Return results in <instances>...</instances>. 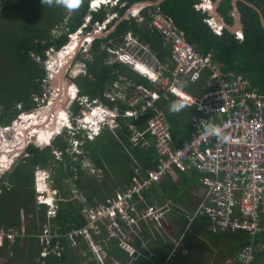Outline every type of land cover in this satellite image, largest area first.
I'll use <instances>...</instances> for the list:
<instances>
[{"label":"trees","instance_id":"1","mask_svg":"<svg viewBox=\"0 0 264 264\" xmlns=\"http://www.w3.org/2000/svg\"><path fill=\"white\" fill-rule=\"evenodd\" d=\"M122 1H127V4L122 8L119 6L115 7L114 10H117L115 12H117L118 16L109 24V27L125 13L130 5L142 0ZM249 1L255 3L264 13V0ZM201 2L202 0H163L159 8L172 20L176 28L185 32L187 39L196 48L205 54L211 53L213 59L221 63L224 70L231 69L244 74L258 88V91L264 95V27L262 26L259 13L248 4L242 1L238 2L244 24L243 38L240 39L226 28L222 30L221 34L216 33L206 21L209 17L208 12L195 6ZM89 5L90 0H82V4L77 9L70 10L63 6L42 4L41 0H0V125H10L22 112L35 109L41 105L38 100L42 90L45 88L44 78L47 71L44 67V61L48 59L49 52L60 50L69 42L70 35L76 33L78 29L83 27V30H88L93 28L95 23L104 21L110 8L106 9L105 6H102L97 10L90 11ZM89 12L91 13V19L87 25L83 26L85 17ZM146 12L147 8L141 11L140 16L144 17L142 21L139 20V16L123 19L106 37L94 39L90 57L83 59L86 64L85 73H81L73 79L78 86L80 95H87L91 99L99 98L109 107L117 106L123 112L129 107L127 103L120 99L114 101L106 96L108 88L111 89L112 84L120 79V76H124L127 81H132L135 84H143L153 88L149 80L141 76L128 64L109 62L110 51L108 47L121 46L128 32L133 33L141 43L148 45L150 51L161 63L173 67V64L169 61L170 45L166 43L157 29L154 30L149 26V18ZM218 12L227 23H233L232 0L221 1ZM9 58L13 60V63L9 61ZM204 85V78L196 82L181 78L178 83L179 87L196 96L203 92ZM157 89L160 93L158 103L167 105V119H171V116H169L171 114L169 110L171 104L167 103L165 95L167 94V98H170V100H173L175 95L169 92L166 93L161 88ZM81 108V104L77 101H74L71 107L74 115H78ZM145 112V117H148L153 111L147 110ZM145 117L141 118L145 119ZM131 121L134 124L139 123V120ZM120 122L119 132L123 140L126 141H124L126 146L127 144L131 146L129 142L131 132L128 123H125L122 119H120ZM189 128L191 129V124ZM174 129L175 127H170L173 135H175ZM102 132L106 131L103 130ZM65 135H67V131L63 135H58L52 140L51 144L45 147L30 143L26 150L28 156L22 157L12 170L4 174L5 178L3 179L8 182V185H4L0 181V226L7 228L20 227L22 225V212L30 216V226L36 230L38 229V222L46 219L44 211H36L35 170L37 167L47 168L53 160L58 162L57 180L54 181V186L59 187L61 190L66 189L64 196L67 193L69 194L68 183H65V179L69 176L75 180L77 188L84 189L88 181L74 178V171L71 166L76 161L73 160V155L68 150L69 141L64 139ZM99 136L96 138H99ZM117 138L120 137L118 136ZM117 141L114 136L108 137L106 135L104 140L99 141V143L92 146L89 145L92 149L93 158L98 165H103L102 160L104 158L108 159L110 155L108 146L115 144ZM89 142L87 141L84 147ZM52 149L61 151L63 159H57L52 153ZM117 149L118 162L122 166L116 167L113 162L110 167L113 171L114 167L116 168L119 182L116 184L112 178L114 182L112 184L108 180V182L106 181L107 178L103 179L105 182L103 183L104 188H114L113 190L109 189L107 192H101L98 181V185L93 187L94 193H98V198L87 194L88 197L83 202L68 197L59 201L58 213L53 220L60 226L61 232H68L87 224L88 221L82 213L84 202L89 203V205L108 204L107 199L115 194L117 190L126 189L136 173L132 163L133 160H135V167L138 165L140 167L141 178L145 177L146 168L156 166L154 156L157 159V153L154 147L151 149L135 146L131 149L133 152L130 154L127 153L124 147L122 150L119 147ZM171 169V174L173 175L177 172L186 173V170L195 168L173 166ZM108 170V168L105 169L106 174ZM163 178L164 176L151 189H144L141 196H136L139 210L147 205L169 203V200H166L168 194L160 192ZM123 181L127 184L123 187H118ZM91 182L95 181L91 180ZM156 199H158L157 203L155 202ZM262 223L264 224V216L262 217ZM123 227L127 233H131V230L134 229V226ZM240 233L241 242H237L238 245L235 250L241 249L251 241L247 232L240 230ZM62 239L63 253L61 256L48 255L47 257H41L42 247L38 238L33 235L26 236L22 244L20 239L11 246H7L6 243L5 250L2 251V247L0 248V256L4 257L8 264H103L96 259L85 263L81 251L76 252L72 248V242L67 234ZM116 240L118 239L113 238L102 243L108 251L105 264H115L114 257H118L123 262L132 258L125 252L122 258L115 254L121 249ZM144 240L146 243H143L140 252L145 253L148 257L136 252V258H134L136 264L139 261H144V259L153 261L154 252L150 249L147 240ZM78 241L81 243V248L89 252L86 239L80 236ZM256 241L260 245L257 247L254 263L264 264V231L259 233ZM175 250L176 248L162 255L159 263L169 264L176 256ZM121 264L124 263L121 262ZM239 264H241V260Z\"/></svg>","mask_w":264,"mask_h":264},{"label":"built area","instance_id":"2","mask_svg":"<svg viewBox=\"0 0 264 264\" xmlns=\"http://www.w3.org/2000/svg\"><path fill=\"white\" fill-rule=\"evenodd\" d=\"M107 1L92 0L91 6L94 8ZM203 2L195 6L205 11L209 4ZM146 13L149 26L157 29L170 45L169 61L173 67L161 63L149 46L141 43L131 32L125 35L121 46L109 47V51L115 54L112 61L138 60L135 65L153 86L150 88L127 81L122 98L129 106L124 115L131 116L134 120L145 117L147 110L153 111L150 116L145 117V129L129 123V142L131 147L141 148L153 144L157 153L156 166L147 168L145 177L141 178L140 167H135L133 160L136 173L130 185L124 190H117L107 199L108 204L89 205L84 202L82 213L87 224L68 232H61L60 226L53 220L58 213L59 201L62 200L60 190L54 186L53 180L49 182V177V185L40 182L43 177L36 179V206L38 210L43 208L47 217L41 230L34 235L42 247L40 256H61L62 238L67 234L72 248L76 252L81 251L85 263L96 259L105 264L108 252L102 243L113 238L125 241L121 246L131 255L138 252L148 257L126 242L129 236L123 226H134L135 229L140 220L147 218L154 220L157 227L162 226V219L171 210L170 203L147 205L139 210L136 196H141L144 189H151L173 166H177L194 167L204 176L205 192L189 225L195 216H203L209 219L210 229L214 232H247L251 241L240 251L241 264H255V253L260 245L256 239L264 231V95L244 74L231 69L224 70L211 53L205 54L196 48L187 39L185 32L176 28L172 20L160 10L159 5L149 6ZM138 16L140 21L144 19L140 14ZM209 19L210 17L206 21L210 25ZM213 30L218 34L222 32L215 27ZM237 36L243 38L242 34ZM135 46L145 48L147 60H139L134 54L126 52L125 49L131 50ZM137 48L141 52L142 49ZM181 78L192 82L204 78L203 92L196 96L179 87ZM121 80L125 78L121 77L116 81L115 87L120 86ZM157 88L175 94L194 106L188 141L181 144L174 140L166 111L158 104L160 93ZM110 96L111 99L115 97ZM165 96L168 97L167 94ZM115 111L118 112L117 107ZM119 124L117 122L115 126ZM147 136L151 138V142ZM89 171L92 174H102V170L92 165L89 166ZM2 175L0 173V177ZM45 179L46 177L43 178ZM4 183L8 185L7 181ZM27 235L24 227H0V248L5 243L11 246L18 237ZM80 236L86 239L89 252L81 248L78 241ZM126 245L131 246V249Z\"/></svg>","mask_w":264,"mask_h":264},{"label":"crops","instance_id":"3","mask_svg":"<svg viewBox=\"0 0 264 264\" xmlns=\"http://www.w3.org/2000/svg\"><path fill=\"white\" fill-rule=\"evenodd\" d=\"M122 85L127 86L126 83L123 82ZM72 88L73 86H71V89ZM174 97L175 98H173V100H170V98L169 99L166 98L167 103H170L172 105L174 101H180L183 102L184 107L181 108L179 111H170L171 114H169V116H171V119L169 118L168 121L169 124H171L170 127H175L174 129L175 135L172 134L174 140L182 144L188 141L189 139V129H190L189 127L191 124L192 116L195 113V108L194 106L188 104L178 96L175 95ZM125 103H127L128 105L127 101ZM159 105L162 106L165 109V111L168 110L166 107L167 105H164L162 103ZM138 120L139 123L135 124L136 127L142 130L145 129L146 120L143 118ZM126 121L132 122L130 119H126ZM106 135L108 137L114 136L116 138V141L118 140L115 144L113 145L110 144L111 147H115L116 151L118 150L117 149L118 147L121 150L124 147L127 153L130 154L131 152H133L131 150L133 147H131L130 144L129 145L127 144L126 146L125 144L126 141L123 140L118 128H114V129L108 128V132H102L101 136H99V138L96 139L98 141H102L104 140V137ZM116 136L117 137L119 136L120 138H117ZM147 138L151 142V138L149 136H147ZM92 141H90L89 143H91ZM89 143H88V147L86 146L82 155L78 156L77 158L72 157L73 160L76 161L71 166V169L74 171V178L75 179L81 178L84 181L85 180L88 181L89 179L94 180L95 178L96 181L98 182L95 174H92L89 171V166L92 165L95 168L102 170L101 177L107 178L106 181L108 180L110 183L114 184V182L112 181V178L114 177V171L110 167L111 163L109 161V157L108 159L104 158V160H102L103 165H98L97 161L93 158L92 149L90 148ZM152 147H154L153 144H150V146L145 148L152 149ZM57 159L61 160L58 157ZM154 160H156L157 162L155 156H154ZM16 161L17 160L14 161L12 167L15 166V164L17 163ZM55 163L58 165V162L53 160L47 168L49 169ZM11 168L9 169V171L13 169ZM106 168L109 169L107 171V174L105 172ZM9 171H4L2 173L5 174L6 172ZM171 172L172 169L169 170L168 173H166L160 185V192L161 193L166 192L168 194L166 200H169L168 201L169 203L173 202L172 204H170L171 210L162 219V226L157 227V224L154 220H152L151 218H147L145 220L144 219L140 220L138 222V225L135 227V229L131 230V233H128L129 238L126 240V242L134 246L137 251L141 250L143 243H146L144 239H146L150 249L154 252V256L152 257L153 261H148L144 259V261H139L138 264H160L159 261L161 260L160 259L161 256L175 248H176L175 250L176 256L170 261L169 264H239L241 260L239 254L242 248L238 250H235V248L238 245L237 242H241L239 238L241 234L240 230L231 231V232H214L210 229L211 226L210 221L207 219V217H203V216L202 217L195 216L194 220H192V223L189 225V220L191 217H193L194 211L199 206L200 200L202 199L204 194L205 187L202 182L204 177L203 174H201L195 169H188L185 171L186 173L177 172L174 173L173 175L171 174ZM69 177L65 179V183L70 182ZM71 181L74 182V184L76 185L74 179L71 178ZM97 182H92V183L94 185H98ZM126 184L127 183L123 181L122 184L118 185V187H123ZM67 186H68L69 194L67 193L65 196L64 193L66 189L61 190L59 189V187H57L60 190V196L62 200H65L66 197L70 199H73L74 197L71 194V186H69V184ZM113 188L114 187L111 188L103 187L100 191L107 192L109 189L113 190ZM94 191L95 190L93 187L85 186L84 189L78 188L79 194H82L85 199H87L86 197H88L87 194H90L92 196H97L98 198V193H94ZM76 197L77 200L79 201L80 197L79 196ZM157 200L158 199L155 200L156 203L158 202ZM162 204L163 203H160V205ZM36 211L37 212L44 211L45 218L47 219L45 210L43 208L41 210H38L36 206ZM29 217L30 216H28V214L22 212V216H21L22 225L17 228L22 229L24 227L27 231L28 234L27 236L30 235L34 236L41 230L42 224L46 221V219L44 221L38 222V227H37L38 229L36 230L30 226L31 223L29 221ZM0 227H4V226L1 225ZM4 228L10 229L13 227H9V228L4 227ZM25 237L26 236L19 237L21 244L24 242ZM17 239L16 241L19 240ZM116 241H118V245L121 247V249L118 250L115 254H118L120 258H122V256H124L125 253H127L128 255H130L129 257L132 258L127 260L126 262H123L118 257H114L115 263L122 262L124 264L125 263L136 264L134 259L136 258L135 254L131 255L129 251L123 248L120 244V239ZM5 245L2 247V251L5 250Z\"/></svg>","mask_w":264,"mask_h":264},{"label":"water","instance_id":"4","mask_svg":"<svg viewBox=\"0 0 264 264\" xmlns=\"http://www.w3.org/2000/svg\"><path fill=\"white\" fill-rule=\"evenodd\" d=\"M202 1H204L206 4H209V6H210V7H206L205 11L208 12V14H209V17H210L209 22H210V25L212 26V28L215 27V28H219L221 30L226 28L230 32H232L233 34H236V35L242 34L243 35L244 24L242 21V14H241V11H240V8L238 5L239 1H242L246 4H248L249 6L253 7L259 13L262 26L264 27V13H263V11L255 3H253L249 0H232V5H233L232 15L234 17V21L232 24L227 23L224 20L223 16L218 12V7L220 5V2L223 0H215V1H213V0H202ZM162 2H163V0L137 1V2L133 3L132 5H130L126 9L125 13L119 19H117L115 21V23L111 27H109L108 29L105 30V28L107 27V23L112 21L113 17L118 16L117 12L108 15V18H106L103 21L102 25L97 24L92 31H88L85 33L83 30V27H82V28L78 29V31L76 33L72 34V36L70 38L71 41L69 40V42L61 48L60 53L55 54L56 58L53 59V62H51L52 63L51 67L49 68V70H51V72L49 74L50 84L58 92V93H56V97L51 100L55 104H53L52 107L48 108L51 104V101H49L48 105L43 107V110L46 111V109H47L49 111V113H47V115L43 116L40 119H39V114H38V116L35 115L36 117H34L32 119V122H30L28 124V126L22 127L21 131H19L18 133L17 132L15 133V135L13 136V143L12 144L9 142H5V144L0 143V166L6 167L5 168L6 170L4 169V170H2V172L8 171L12 167V164L16 160V157L18 158V156H19L18 151L19 150L21 151L22 149L18 150L17 146L22 147V148L25 147L27 150L30 143H33L36 145L39 142L37 140V139H39V138H37L39 136V130L41 133L45 134V132H42V131L49 127L51 129H54V131L56 130V132H60V129L58 128V126H59V121L63 118V116H62L61 110L59 109V111L56 112L54 110V107L58 106V100L57 99H58V96L61 94L62 89H65L64 92L66 95L65 100L63 102H61L62 106L67 104L69 99H70V101H72L75 98L76 92L78 91V87L75 84L74 80L72 79L73 77L70 76L66 80L67 82L66 81L64 82L62 76L66 74V71H64V69H66V65L68 63H70L71 60H73L76 57L77 52L80 51V49H81V46L86 43L87 47L82 51V55L87 56V51L91 48V44H93L94 39L106 37L111 31H113L115 29V27L123 19H127V18H130L132 16L137 17L139 14H141V11L143 9L148 8L149 6H152V5H160ZM90 19H91V14L89 13L88 15H86L85 20L89 22ZM83 26H85V25H83ZM58 77H60V79ZM71 86H73L74 89H71ZM41 108L42 107L38 106L35 109L24 111V113H22L18 117L20 118L22 116H26V115H28L27 113H30V112H33V114H34L35 111H37V113H39L38 111H40ZM50 111H55V114L54 113L52 114ZM54 134H55V132H54ZM19 143H20V145H19ZM40 144H42V143H40ZM49 144H51V143H49ZM49 144H46L45 146H47ZM37 146H39V145H37ZM240 259H241V257H240Z\"/></svg>","mask_w":264,"mask_h":264},{"label":"rangeland","instance_id":"5","mask_svg":"<svg viewBox=\"0 0 264 264\" xmlns=\"http://www.w3.org/2000/svg\"><path fill=\"white\" fill-rule=\"evenodd\" d=\"M204 4H206L205 2H203ZM108 18V17H106ZM71 41V40H70ZM139 47L141 50V52H139V49L137 48ZM84 49V46L82 45L81 46V49L80 51L77 52V55L76 57L71 60L70 63H68L66 65V69H64V71H66V74L62 76L64 82L70 77V76H75V75H79L81 73H84L85 71V64H83L81 61H79L78 56L80 55V53L83 51ZM61 50V49H60ZM60 50L59 51H50L49 52V56H48V59L44 61V67L47 71L46 75H45V78H44V81H47L45 83V88L42 90V93H41V96L39 98V102L41 103L40 107L41 110L38 111L39 113H37V111L34 112H30V113H27L28 115L26 116H22V117H18L17 120H15V122L13 121L10 125H0V143H4L5 142H9V143H13V136L15 135V133L21 131L22 127H26L28 126V124L30 122H32V119L34 117H36L35 115L38 116L39 114V119L42 118L43 116L47 115V113H49V111L46 109V111L43 110V107L47 106L49 101H51L53 98L56 97V93H58L54 87L50 84V78H49V74L51 72V70H49V68L51 67V62H53V59L56 58L55 54L56 53H60ZM126 52H129V53H132L134 54L139 60H147L148 57L146 56V50L145 48H141V46H135L133 47L131 50H127L125 49ZM62 52V51H61ZM7 54V53H5ZM9 57V56H8ZM112 57L115 58V54L112 53ZM131 61H134V62H137L138 63V60H133V59H130ZM9 61H11V63H13V60H10L9 58ZM132 68L134 67V65H131ZM49 67V68H48ZM60 79V77H58ZM67 82V81H66ZM139 85V84H137ZM125 87L124 85L120 84L119 87H116L117 90L115 93H123V91L125 90ZM74 89V87L72 88ZM65 89H62V92L61 94L58 96V106L54 107V110L57 112L59 111V109L61 110V113H62V116H63V120L62 122L59 121V126L58 128L60 129V132H56V130L54 131V129H51V128H46L45 130H43L42 132H45V134L41 133L40 130H39V136L37 139L39 142L36 144V145H39L40 147H44L46 144H49V143H52V140L55 139L58 135L64 133V130H65V125L64 124H68V127L71 126L72 130L71 129H68L71 133V136L69 134L65 135V139L69 141V144H70V147H69V152L70 154L72 155V151L75 150V145L76 143H80L81 141H79L75 135V132H76V129L83 126H91L96 118H100V112L102 113L103 111V108L101 107V100L99 98H90L88 97L87 95H80L79 92L77 91L76 93V96L75 98L79 99V101L81 102V110H80V113L78 115H74L73 114V111L71 109L72 107V104H73V100L70 101V99L68 100V103L65 104L64 106H62V103L64 100H65ZM107 93V92H106ZM111 94H114L113 92H110ZM133 98V97H132ZM131 98V100H132ZM130 100V101H131ZM52 107V106H51ZM62 108V109H61ZM55 111H50L52 114L54 113L55 114ZM24 113V112H23ZM22 114V113H21ZM20 114V115H21ZM19 115V116H20ZM100 116V117H99ZM85 118V119H83ZM90 120V121H89ZM58 129V130H59ZM106 132H108V129L105 128L104 129ZM54 132H56L54 134ZM99 143V141H94L92 143H89V145H95ZM20 145V143H19ZM109 145V144H108ZM18 150L19 149H22L21 151L19 150L18 151V158L16 159L17 163L19 162V160L21 158L19 157H24L26 155V148H22V147H19L17 146ZM102 147V145H101ZM106 153V152H104ZM108 153H110L109 155V161L111 164H113V162L116 164L115 166L117 167H120L122 166L120 162H118V158H119V155L117 153V151L115 150V147H111V146H108ZM55 157L59 158L62 160L63 159V156L61 155V153L57 150H55ZM116 161V162H115ZM16 163V164H17ZM15 164V165H16ZM6 167H1L0 166V173H2V170H4ZM13 168V167H12ZM11 168V169H12ZM6 170V169H5ZM57 173H58V165L55 163L53 164L49 169H44L42 167H37L36 170H35V175L37 174L38 177H36V179H38L39 177H43L46 179L43 180L42 178V181L40 180V182L42 184H47L49 185V182L50 180H53V183L55 180H57ZM95 176L97 177V180L99 181V185H100V189L103 188V179H105L104 177H101V174L100 173H96ZM48 177H49V182H48ZM118 175L116 173V168L114 167V182L117 184L119 181H118ZM69 181L68 184L69 186H71V194L73 197V199L77 200V197L76 196H79L80 197V200L79 201H85V198L82 194H79L78 192V188L77 186L74 184V182L71 181V179L69 178ZM94 181H96V179L94 178ZM57 182V181H56ZM72 182V183H71ZM51 183V182H50ZM102 185V186H101ZM85 186L87 187H94V184H92L91 182V179L88 180V183L85 184ZM51 188H53L52 186H50ZM204 192H205V188H204ZM76 197V198H75ZM125 241L121 240L120 241V244L123 243ZM127 248L131 249V246L129 245H126ZM0 264H8V262L4 259V257H0Z\"/></svg>","mask_w":264,"mask_h":264},{"label":"clouds","instance_id":"6","mask_svg":"<svg viewBox=\"0 0 264 264\" xmlns=\"http://www.w3.org/2000/svg\"><path fill=\"white\" fill-rule=\"evenodd\" d=\"M91 1L92 0H90V3H91ZM110 1L111 0H108L107 1V3H102V4H100L99 6H97V7H92L91 6V8H90V11H92V10H97V9H99V8H101L102 6H105V8H107V6H109V3H110ZM41 2H42V4H46V5H48V6H53V5H56V6H63V7H66V8H68V9H70V10H73V9H77L81 4H82V0H41ZM90 13V12H89ZM88 13V14H89ZM113 13H115V12H110V13H108L107 14V16L106 17H108V15H110V14H113ZM87 14V15H88ZM91 14V13H90ZM115 17H117V16H115ZM115 17H113V19H112V21L115 19ZM86 18V17H85ZM106 19V18H105ZM104 19V20H105ZM112 21H110V22H108L107 23V27L105 28V30L106 29H108L109 28V24L112 22ZM87 23H88V21H86L85 20V24L84 25H87ZM102 23H103V21L102 22H97V23H95V25H97V24H101L102 25ZM112 26V25H111ZM95 28V27H94ZM93 28V29H94ZM74 34V33H73ZM133 34V33H132ZM134 35V34H133ZM71 36H72V34L70 35V38H71ZM135 36V35H134ZM110 47V46H109ZM109 47H108V49H109ZM112 59H113V57H112V53L110 52V58H109V62H111V63H113V62H123V63H125V64H128L129 66H131V65H134V67H133V69L135 70V71H137L141 76H143V74H142V72H141V70L135 65V62H131V61H128V62H124V61H112ZM49 68V67H48ZM131 68H132V66H131ZM77 76V75H76ZM75 76V77H76ZM121 77H124V76H120V78ZM144 77V76H143ZM125 78V77H124ZM146 78V77H145ZM72 79H74V77L72 78ZM147 79V78H146ZM120 79H118V80H116V81H119ZM148 80V79H147ZM115 81V82H116ZM115 82L112 84V88L110 89V88H108V91H107V93H106V96L108 97V98H111V96H110V92H113L114 94H111V95H114L115 97H114V99H112V100H118V99H120V100H122L123 102H126L123 98H122V93L120 94V93H115L116 92V90H117V88L115 87ZM122 82L123 83H126L127 82V80H126V78H125V80H121L120 81V84H122ZM181 86H183V85H181ZM78 87V86H77ZM78 92H79V89H78ZM125 92V91H124ZM77 93V92H76ZM175 95V94H174ZM76 96V95H75ZM82 96V95H81ZM127 97H128V95H127ZM128 99V98H127ZM74 101H77L79 104H81V102L79 101V99H77V98H74ZM73 101V102H74ZM101 107L103 108V111H102V113L100 112V118H96V120H95V122L91 125V126H85V127H83V126H81V127H79V128H77L76 129V132H75V134H73V135H75V137L79 140V141H81L80 143H76V145H75V150H73L72 151V155H73V157H78V156H80V155H82V153H83V151H82V143L84 142V141H92V140H94L97 136H99L101 133H102V131L105 129V128H109V129H114L115 127L116 128H120L121 127V122H120V119H122V120H124V122H126V119H129L130 118V120H134L133 119V117H131V116H126V115H124V112H125V110L123 111V112H121L118 108V112H116L115 111V108L117 107H113V108H111V107H109L108 105H106V104H104L103 102H101ZM184 107V104H183V102H180V101H174L173 103H172V105H171V107H170V111H179L181 108H183ZM23 113V112H22ZM83 119H85V118H83ZM120 123L118 126H115V124L116 123ZM129 123L130 122H128V127H129ZM133 123V122H132ZM65 130H64V132L65 131H67V134H69L70 136H71V133H70V131L68 130V129H71L72 130V128H71V126L70 127H68V124L67 125H65ZM68 141V140H67ZM69 147H70V144H69ZM69 147H68V150H69ZM19 158H22V157H19ZM190 168V167H189ZM44 169H46V168H44ZM9 171V170H8ZM4 174V173H3ZM35 182H36V175H35ZM209 220V219H208Z\"/></svg>","mask_w":264,"mask_h":264},{"label":"flooded vegetation","instance_id":"7","mask_svg":"<svg viewBox=\"0 0 264 264\" xmlns=\"http://www.w3.org/2000/svg\"><path fill=\"white\" fill-rule=\"evenodd\" d=\"M125 4H127V1H122V0H111L110 1V3H109V6H107V8L106 9H109L108 11V13H110V12H115V11H117V10H114L115 9V7L116 6H119V7H123ZM91 8V3H90V5H89V9ZM209 18V17H208ZM96 25H94L93 26V28L95 27ZM93 28H91V29H86V30H84V32L86 33V32H88V31H92L93 30ZM94 42V41H93ZM83 46H84V49L87 47L86 46V43L85 44H83ZM92 46H93V44H91V48L87 51V56H83L82 55V52L80 53V55L78 56V58L77 59H79V61H81L83 64H85V60H83V59H88L89 57H90V55H91V51H92ZM83 49V50H84ZM85 66H86V64H85ZM86 68V67H85ZM84 73H85V71H84ZM76 76V75H75ZM75 76H73V77H75ZM47 81H45V83H46ZM73 101H74V99H73ZM65 139V138H64ZM96 139V138H95ZM94 139V140H95ZM67 141V140H66ZM97 141V140H96ZM87 141H84L83 143H82V151L84 152V150H85V148L86 147H84V145H86L85 143H86ZM93 142V141H92ZM87 146H88V144H87ZM55 150L56 149H52V153L53 154H55ZM26 156H28V153H26ZM47 169V168H46ZM4 175V174H3ZM2 175V177H0V181L2 182V184H4L5 185V179H3V178H5L4 176ZM36 183V182H35Z\"/></svg>","mask_w":264,"mask_h":264},{"label":"bare ground","instance_id":"8","mask_svg":"<svg viewBox=\"0 0 264 264\" xmlns=\"http://www.w3.org/2000/svg\"><path fill=\"white\" fill-rule=\"evenodd\" d=\"M210 7V6H209ZM53 104H55L54 102H52L51 101V104H50V106L48 107V108H50ZM64 118H62L60 121L62 122V120H63ZM90 121V120H89ZM58 131V130H57ZM56 133V132H55ZM40 179V178H39Z\"/></svg>","mask_w":264,"mask_h":264}]
</instances>
